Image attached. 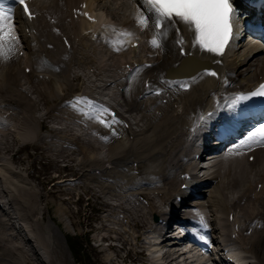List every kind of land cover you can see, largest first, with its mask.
I'll list each match as a JSON object with an SVG mask.
<instances>
[{
  "label": "bare ground",
  "instance_id": "obj_1",
  "mask_svg": "<svg viewBox=\"0 0 264 264\" xmlns=\"http://www.w3.org/2000/svg\"><path fill=\"white\" fill-rule=\"evenodd\" d=\"M40 1L27 0L31 17L13 7L11 25L14 40L9 39L7 29L0 34V106L10 110L0 116V124L11 118L10 123L2 126L3 132L12 135L18 143L23 140V137L20 140L18 135L14 136L18 130L20 136L29 134L30 128L35 132L37 124L42 132L44 121L38 119L41 118L40 115L34 114L37 103L28 93H33L29 87L34 86L24 85L26 81L32 80L31 78H37L43 84L40 85L42 89H35L40 92L38 97L42 95L40 100L49 105L55 99L54 96L58 97L59 102L69 112L68 119L64 118L68 122L80 124L79 129L73 128L70 133L57 132V129L48 125L47 132L52 136L57 135L56 140H49L46 137L48 135L41 134L37 138L34 133L35 140H23V144L19 145L21 150L27 146L39 148L43 142L50 144L57 141L63 149L70 152L63 156L64 159L70 160L77 151L79 152L76 156L79 172L68 169L71 168V163L69 160L64 161L66 163L61 165L67 173L63 176L71 174L73 177L56 179L51 187L70 183L69 194L78 187L88 196L89 202L93 196L95 199H102V203L107 207L103 208L107 216L120 213L119 221H122L125 227L118 233H128L135 244H139L151 233L159 232L162 240L153 246L157 249V254L150 256V264H194V260L205 263V259L199 255L187 261L190 257L187 253L193 249L179 250L180 245L185 242L184 238H170L173 234L167 236L169 232L174 231L170 219L177 216L175 208L178 203L186 207L183 220L206 226L205 231L200 229L202 237L217 243L218 250H227V245H236L244 253L241 260L245 261L250 257L252 264H264V137H259L260 132L253 137L250 131L242 144L233 145L225 151L213 150V155L220 156L210 157L211 160L206 166L195 165L197 161L205 160L202 153L206 149H213L225 139H234V136L238 137L243 132L245 119L239 117L243 107H238L237 102L233 103L239 92L250 90L264 80V55L260 53L264 51V34L259 28L264 27V10L259 6H264V0H244L245 3L234 1L233 32L222 55L210 53L196 44L194 30L183 22L162 28L155 27L152 13L148 11L144 0H135L136 5H133L134 8L130 12L133 15L126 16L120 12V15H124L122 17H126L123 22H116L111 18L107 5L111 7L115 4L106 3L104 0H100L99 6L93 4L95 0ZM81 3H84L85 7H81ZM115 7L122 8L118 5L111 8ZM94 9L102 11L103 14L98 15L95 23H90L85 20L84 12H93ZM236 15L243 16L240 24L236 22ZM140 17L148 20L147 27L138 23ZM108 25L114 28L115 35L102 32ZM132 25L136 26V33L144 31L146 41L152 45L153 39L158 41L159 47L153 45L158 51L151 56L152 59L140 55V48L129 47L130 41L125 38L126 33H122ZM243 29L252 30L258 35L254 39L249 37L253 40L237 44ZM161 32L166 35L161 36ZM143 33L139 36H143ZM66 41L68 46L65 45ZM142 42L143 38L140 43ZM102 48L111 56L119 52L118 73L104 75L101 72L103 64L99 66L100 61L97 58L103 60L100 51ZM190 58L204 60L205 63L201 62V65L206 64L211 71L200 69L198 66L190 73H187L188 70H176L178 65H186L185 62ZM15 64L19 66L21 75ZM25 68L28 69L27 72L24 71ZM77 69L88 71L93 83L88 87L85 84L84 87L72 89L70 81L81 77ZM170 69L174 70L173 74L166 73ZM213 72L216 75L210 74ZM22 77L25 82L20 83ZM186 84L188 88L184 89ZM46 85L48 91H45ZM106 85H111L107 92L104 91ZM156 90L157 93L154 92ZM92 102L101 105L98 111L92 110ZM105 109L107 112L102 111ZM2 111L4 110L0 112ZM129 111L149 116L152 121L139 129L134 116L128 114ZM232 112L237 115L236 124L229 127L225 124V117H233ZM101 119L110 126L100 122ZM199 122L202 123L201 126ZM25 127L26 131H29L24 134L25 129L22 128ZM87 131L93 134L94 139L85 136ZM197 135L202 137L201 142L197 140ZM102 148L104 151H101ZM106 152H110L107 160ZM42 153L44 154V151ZM249 156H252V159H249ZM0 160H3L1 156ZM62 168L58 166V171L61 172ZM197 170L202 171L205 183L195 188L193 196L187 198L186 195L192 193L186 184L192 180L191 176ZM69 179H73L72 182H69ZM94 183L115 193L118 200L113 199L110 194L101 193L99 189V192L94 193ZM30 192L23 190L24 195H20L25 198L23 200L12 191L14 203L24 210V221L31 228L30 230L26 224L27 229L19 226L26 234L24 240L19 238L13 221L8 219L10 221L7 222L4 198L0 194V264H23L20 253L26 254L32 260L33 251L40 263H48L42 258L43 255L37 252L38 244L29 234L35 231L37 223V219L32 217L36 210L35 206L33 207L35 204L29 203L34 191ZM82 192H78L79 197ZM177 196L179 200L176 199ZM108 198L115 201L113 207L109 205ZM124 199L127 208L122 203ZM62 200L71 201L70 197ZM62 213L57 212L54 216L61 220ZM155 213L159 217H165L164 221L159 223L153 220L151 215ZM230 214L232 220L228 218ZM16 219L23 221L19 215ZM49 223L51 222L41 228L48 252L54 250L57 260L73 264L66 239L62 242L60 234ZM182 224L184 225V222ZM104 226L105 224L101 223V227ZM11 228L12 232H6ZM35 233L31 234L36 236ZM250 233L255 237L248 243H241L246 244L245 249L239 244V237ZM6 235H12L15 244L11 245ZM104 237L106 236L102 235L100 239ZM27 242L33 248L32 252L31 248L26 246ZM126 242L128 238L124 237L122 243ZM109 246L113 247L111 244ZM131 251L133 249L129 248L128 254ZM143 251V248L138 250L139 253ZM114 253L119 257L117 252ZM107 257L104 260L112 262L113 258L108 255ZM147 258L140 264H148ZM120 259L124 260L123 257ZM112 264L116 263L113 261Z\"/></svg>",
  "mask_w": 264,
  "mask_h": 264
},
{
  "label": "rangeland",
  "instance_id": "obj_2",
  "mask_svg": "<svg viewBox=\"0 0 264 264\" xmlns=\"http://www.w3.org/2000/svg\"><path fill=\"white\" fill-rule=\"evenodd\" d=\"M42 1L43 0H41L40 3H43ZM104 1H106V3H114L116 6L118 5V6L122 7L121 9L116 8V7L114 9H112L115 5H111V7H112L111 8L106 4L107 10L109 11V13L111 12L110 13L111 15L110 14L109 15L116 22H120V21L123 22L124 19H126V17H122L124 15H126V16L133 15L130 12L134 8L133 5L134 4L136 5L135 0H104ZM93 4L99 6L100 0H95V3H93ZM94 12H97V14L95 13L97 16L100 14H103L102 11H99L96 9L93 10V13ZM120 12H122V14H124V15H122V14L120 15ZM10 23H11V21H10ZM102 32L106 33L108 35H115L116 34V31L114 30V28L110 27V26L103 28ZM132 32H133V34H132ZM143 32L144 31L136 33V26L132 25V26L127 27L124 30V33H122V34L130 33V35L125 34L124 36L129 41L132 39H135V40L131 41V44H130L131 48H135V49L140 48L139 49L140 55L142 54V55L152 59L151 56L154 53H157L158 49L156 47H154L149 41H146L145 34ZM142 33H143V36H139V35H142ZM134 35H136V36L138 35V36L136 37ZM248 37L249 36L247 35V33L244 34L242 32L241 37H240L241 39L239 40V42L237 44L241 43L242 41L243 42L246 41ZM142 38H143V42L140 43ZM259 41H260V39H259ZM100 51H101V55H103V60H100L98 58H97V60L100 61L99 66H101L103 64L101 72H103L104 75H108V74L113 75L115 73H118L119 72L118 59L120 57L119 52H117L114 56H111L109 54V52H107L105 50V48H102ZM11 52H12V50H11ZM11 52H9V54ZM137 52L139 53V51H137ZM22 53H24V49H22ZM260 53L264 55V51L260 52ZM143 60H145V59H142V61ZM15 65L17 67L18 72L21 75L22 73L20 71L19 66L17 64H15ZM115 68H116V71H115ZM100 70H101V68H100ZM24 71L27 72V69H24ZM77 71L81 74V77L78 80L74 79L73 81H70L71 85H73L72 89L75 90V89L79 88V86L84 87L85 84H87V87H88L90 84L93 83L92 82L93 78L89 76L90 74L88 73V71L85 72L83 69H77ZM112 72H114V73H112ZM31 79L32 80H30L29 82L28 81L25 82V78L22 77V81L20 83L25 82L24 85H31V86L35 87V88L29 87V89L33 93H31V92H28V93L31 94L32 99L35 101V103H37V105L34 107V110L36 111V112H34V114L37 113L36 115H40L41 118H38V119L39 120L43 119L44 127L42 124V132H41V131H39L40 129H38L37 124H35V126H36L35 132H34V129L30 128L29 129L30 133L25 134V132L29 131V130L26 131V127H25L22 129H25L23 132L26 136L23 134H21V136H20L19 130L14 134V136L18 135L17 137H19L20 140H22V137H23V140L29 142L30 138H31V140L34 139L33 134L35 133V137H37V138H39V136L41 134V135H48L46 137L49 140H56L58 138L57 135L52 136V134L47 132L48 130L46 127L48 125L57 129V132H64L65 131L66 133H70L71 131L74 130L73 128L79 129L80 128L79 123L74 122V121L68 122L64 118V117H66L68 119L69 112L67 111V109L65 107L62 106L61 102H59L58 97L54 96L55 99L52 101V104H49V105H48V103H45V101L40 100L42 98V95L40 97H38L39 96L38 94L40 92L36 91L35 89L41 88V86L43 84H42V82L37 80V78L33 77ZM8 80H10V79H8ZM102 82L105 83V81H102ZM45 88H46L45 91H48L47 85L45 86ZM110 88H111V85H106L104 91L107 92L110 90ZM43 90H44V88H43ZM0 109L4 110V111L0 112V116L5 114L8 110L7 107H5V106H3V107L0 106ZM8 111H10V110H8ZM128 114L130 116H134V121L136 122V125L139 126V129L143 128L150 121H152V119L149 116L138 115L135 111H129ZM7 115H9V113H7ZM49 116H50V118H49ZM10 120H11V118H8L5 122L0 124V132H2L0 134V156L3 159V160H0V194L4 198L3 204H4V208L7 212V222L10 220L13 221V224L15 225L16 230L19 232V238L24 240V238L26 236L24 231L19 229V226H20V228L24 229V228H26L25 227V224H26V226L30 230H31V228L28 225V223H26V221H24V219H25L24 214H23L24 210L21 209L18 204L14 203V200L12 199V191L13 192L15 191V194L17 195V197H19L20 199L22 198L23 200H25V198L20 196V195H24L23 190L28 191V192L31 191L30 193H33V191H34V193H33L34 199H33V197L29 198L30 199L29 203L32 205L34 203L35 205H33V207L35 206L34 208H36V210H34L35 211L34 215H32V217L34 219H37V223L35 224L36 233H35V231H31V233L34 232L36 236H34L31 233H29V234H30V236H32L34 238L33 239L34 242L36 241L38 244L39 249L37 250V252H40L43 255L42 258L43 259L45 258L47 260L48 263H46V261H45V264H65V263H62L60 260L56 259L57 256H56V253L54 254V252H55L54 250L51 252H48L47 244L44 241V239L42 238L43 237L42 236L43 230H41V228H43L47 222H51V223H49V224H51V227H53V226L55 227V229L57 230V233L60 234L59 237L62 240V242H65L64 241L65 239L66 240L71 239L72 241H74L75 246L72 249L73 252L70 251L71 252L70 255L73 259V264H112L113 261L116 264H127V263H130V264L138 263V264H140V263H142L143 260H146L145 253L147 251V246L149 244H147L144 241H141L139 244L138 243L135 244L134 240L128 235V233L124 232L123 235H122V233L119 234L118 231L121 232L122 229L125 227V224L121 223L122 221L121 222L119 221L120 218H119L118 214H120V213L116 212L115 214H113L111 216L110 215L107 216L106 212L103 211V208H107V207L104 206L105 205L104 202L102 203V199H100V198L95 199V197L93 196L91 198V202H89L87 200L88 196L85 194V192L80 191V189L78 187H76V189H74L73 193L69 194V191L71 190L70 189V186H71L70 183H66V184L62 185L61 187H58V186L54 187V188L51 187V185L55 182L56 179H59L62 177H68V178L73 177V175H71V174H67V175L63 176L64 174L67 173V170L65 168H62L61 164L66 163L67 162L66 160H69V163H71V168H68V169H71L72 171L75 170L76 172L78 170V172H79V167L77 166V160H76V156L79 154V152L77 151L74 154L75 156H72L71 160L68 158L64 159V157H63L64 154L70 153V152H68L65 148L63 149V147L61 145H59L58 144L59 142H57V141H52L50 144L49 143L46 144L45 142H43V143H41L42 146L39 148L38 147L36 148V146H33V147L27 146L25 149L22 148L21 150H19L20 146L23 144V140L20 143H18V140L14 141V138L12 135L7 134V133L5 134V132H3V130H2V128H3L2 126L5 125L6 123L7 124L10 123ZM76 133H79V132H76ZM85 136H87V138L94 139V136L91 132L89 133L87 131V133H85ZM25 138H27V140ZM55 149H56V152H55ZM49 150H51V151L53 150V151L50 152ZM43 151H44V154L42 153ZM101 151H104V148H102ZM109 153L110 152L105 153L106 160H107V155ZM57 154H61V155H57ZM55 157L59 160L55 159ZM101 158H103V156H101ZM64 161H66V162H64ZM107 163H105V164H107ZM100 165H102V164L100 163ZM58 166L60 168H62L61 172H60V170L58 171ZM221 166L222 165H220V168H221ZM10 171H14L15 173H11ZM219 171L221 173V169H219ZM72 180L73 179H69L68 181L72 182ZM11 184H13V185H11ZM93 186L96 190L93 188ZM93 186H92V189H94V193L100 191L101 193L110 194L113 197V199L115 198V193H112L109 189L105 188L104 186H100V184H98L97 185L99 187L98 188L95 183L93 184ZM8 187H10V188H8ZM12 188H13V190H12ZM98 189H99V191H98ZM19 191H21V192L19 193ZM78 192H82V195L80 197L78 196ZM113 194H114V196H113ZM66 197L67 198L70 197L71 201L66 202V201L62 200V198H66ZM8 199H9V201H8ZM115 200H118V197L115 198ZM108 201L110 202L109 205L111 207H113V205L115 204V201H113L109 198H108ZM122 203L124 204V207L127 208L125 199L123 200ZM16 210H18V211H16ZM206 211L209 214L208 209ZM57 212L58 213L63 212L61 214V218H62L61 220H59L58 217L54 216L55 213L57 215ZM16 214L19 215L21 217V219H23V221L17 220ZM8 215H9V218H8ZM157 216H158V214H157ZM151 218L153 219V214L151 215ZM8 219H10V220H8ZM100 219L101 220L104 219V220L101 221ZM117 221H119V222H117ZM101 223H104L105 226L101 227ZM3 229H4V225H3ZM6 232H9V233L12 232V228H11V230L6 231ZM62 234H64V235H62ZM253 234H254V232H253ZM102 235L106 236L104 238H107L109 236L116 238L113 241V244H115V245H113V247H110L107 244V241H108L107 239H104V238L100 239ZM11 236L6 235L9 243L12 245V243L15 244V242H14L13 238H11ZM124 237L128 238V242L122 243V239ZM251 237H252L251 233L248 235L239 237L240 238L239 244L246 249V244H241V243L242 242L248 243V241L250 239H253L255 236L252 238ZM105 240H107V241H105ZM145 240L147 241L148 239L145 238ZM16 245H18V244H16ZM144 245H147V246L145 247ZM26 246L31 248L30 250L32 252L33 248L31 247V245L28 242L26 243ZM41 247H42V249H41ZM102 248H104V249L102 250ZM129 248H132L133 251H131L128 254L127 250ZM142 248L144 250L143 253H139L138 250L142 249ZM150 248L152 250H154L153 247H150ZM234 250L236 253H239V254L243 253L242 251L239 250V248H236ZM17 251L18 250H16V252ZM21 251H22V248H21ZM114 252H117L119 254V257L116 256V253H114ZM47 253H48V255H47ZM20 254L22 255L23 264H27V263L28 264H32V263L33 264H42L39 262V260L37 258V254L34 251L32 252V257L34 258L32 260L24 253H20ZM107 255L111 256L113 258L112 262H109V261L107 262L104 260L105 258H108ZM206 256L207 255H205V257ZM122 257L124 258V260L120 259ZM26 261H27V263H26ZM207 264H213V263L207 262Z\"/></svg>",
  "mask_w": 264,
  "mask_h": 264
},
{
  "label": "snow or ice",
  "instance_id": "obj_3",
  "mask_svg": "<svg viewBox=\"0 0 264 264\" xmlns=\"http://www.w3.org/2000/svg\"><path fill=\"white\" fill-rule=\"evenodd\" d=\"M24 5V10L31 17L25 0H20ZM149 12L152 13L153 23L155 27L162 28L183 22L194 30L195 43L208 52L223 54L225 46L228 44L234 27V9L230 0H144ZM11 10H0V34L7 29L10 40H14L13 29L10 23ZM138 23L142 27H147L148 20L140 17ZM130 35V33H126ZM161 36L166 33L161 32ZM153 45L159 47L156 39L152 41ZM2 49V42H0ZM2 54V51H0ZM211 75H216L214 72ZM253 95H264V85H261L259 91ZM243 99V97H241ZM107 112V110H102ZM102 123L110 126L106 121L101 119ZM264 133V128L258 130Z\"/></svg>",
  "mask_w": 264,
  "mask_h": 264
},
{
  "label": "trees",
  "instance_id": "obj_4",
  "mask_svg": "<svg viewBox=\"0 0 264 264\" xmlns=\"http://www.w3.org/2000/svg\"><path fill=\"white\" fill-rule=\"evenodd\" d=\"M72 238V237H71ZM67 243H68V246H69V248L71 249V251L73 252V248H74V246H75V243H74V241H72L71 239L70 240H67Z\"/></svg>",
  "mask_w": 264,
  "mask_h": 264
}]
</instances>
